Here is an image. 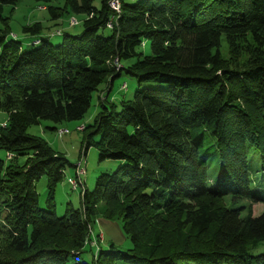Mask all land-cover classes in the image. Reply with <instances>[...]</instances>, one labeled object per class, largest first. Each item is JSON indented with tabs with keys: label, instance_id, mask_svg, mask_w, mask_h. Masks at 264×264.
Wrapping results in <instances>:
<instances>
[{
	"label": "trees",
	"instance_id": "obj_1",
	"mask_svg": "<svg viewBox=\"0 0 264 264\" xmlns=\"http://www.w3.org/2000/svg\"><path fill=\"white\" fill-rule=\"evenodd\" d=\"M20 1L0 0V10ZM32 1L50 20L60 11L83 18L75 35L43 34L40 22L23 27L33 38L27 50L0 31V112L7 115L0 150L8 155L0 160V236L11 252L0 264H264V211L243 217L223 204L226 197L264 203V0H118L119 12L111 0L98 7L96 0H61L62 8ZM54 36L61 44L49 43ZM222 37L230 51L248 55L244 64L224 59ZM145 40L151 52L143 56ZM122 74L139 88L116 105L110 92ZM94 93L98 111L92 124L80 125L81 156L94 147L99 162L121 164L89 191L82 157L67 179L81 189L80 206L67 204L58 217L55 189L70 164L28 129L82 121ZM250 148L259 152L263 182L254 190ZM215 153L218 171L209 181ZM42 177L44 208L35 187ZM98 215L122 219L131 249L98 247L91 230Z\"/></svg>",
	"mask_w": 264,
	"mask_h": 264
},
{
	"label": "rangeland",
	"instance_id": "obj_2",
	"mask_svg": "<svg viewBox=\"0 0 264 264\" xmlns=\"http://www.w3.org/2000/svg\"><path fill=\"white\" fill-rule=\"evenodd\" d=\"M99 0L94 2V6H99ZM52 5L58 8L63 7L61 0H54ZM40 4L33 2L32 0H21L16 6L4 5L0 10V31L7 30V38H13L21 42L24 49L31 48V42L33 38L29 35H26L22 32V28L33 24L35 22H40L45 29L43 34H54L56 32H65L69 34H78L81 31V20L82 16H70L69 14H63L59 20H50L47 10H42ZM59 12V11H58ZM75 18L79 25L71 28L68 26V20L70 18ZM53 23H55L53 25ZM105 35H108L109 32L105 30ZM63 37L54 36V38L49 39V43L52 45L61 44ZM250 41L249 37H246L243 42L239 43V46L242 49H245V45ZM36 46V45H34ZM140 52L143 56L150 55V41L145 40L143 42V47L140 49ZM220 53L224 59H229L232 63H238V65L244 64L248 59V55L240 49H235L230 51L226 45L224 37L221 39ZM231 57H230V54ZM230 57V58H228ZM125 84L126 89L122 90L121 86ZM143 86V85H142ZM141 86V87H142ZM138 84L134 78L126 76L124 74L115 78L113 81V87L110 92V97L113 98L116 105H119L121 100H131L135 91L138 89ZM97 93H94L92 96L91 106L86 114V117L82 121H70L64 122L62 124H53L49 121H40L38 125L32 126L28 129V133L42 138L46 143L58 154L63 155L70 166L64 171V178L61 183H59L55 189L54 194V211L56 216L61 217L65 214L66 205L69 204L73 208L77 209L80 206L79 191L81 189L73 190L72 187L67 182L68 178H74L75 170L74 165L81 163L84 158V165L86 169V174L82 176V181L87 190H92L94 187L95 179L102 173L113 172L117 167L120 166L121 162L113 160H105L102 162L98 161V152L94 147H89L85 153V156H81L83 153V133L81 132L80 125H90L92 124L93 117L98 111L97 106ZM119 110V106L117 108ZM7 122V115L3 112H0V127L4 126ZM65 130V131H64ZM215 148V142L209 137L205 140V148L208 150H213ZM7 154L0 150V160L7 162ZM80 156V157H79ZM83 157V158H82ZM248 163H249V177L251 179V186L254 190L258 185H261L260 176V155L256 149H249L248 151ZM24 158H19L18 162L22 163ZM219 166V161L216 156H212L209 159L207 164V177L209 181H214L217 175ZM78 168L75 165V169ZM36 191L38 193V202L41 208L45 207V191H46V179L42 177L38 182L35 183ZM84 189V188H83ZM260 189V188H259ZM262 194L261 193H258ZM228 208H240L241 215L244 217L248 213L252 216H259L264 211V203L253 202L249 200L240 201L238 203L229 202V198L226 197L223 200ZM114 211L119 210L120 206H111L109 207ZM175 220V219H174ZM172 221L171 224H168V228L172 229L176 227V222ZM167 227V226H166ZM92 236L97 237L99 235L98 247L107 250L108 246L113 245L114 251L126 252V250L131 249L132 244L129 237L124 233L122 219L118 216L115 217H102L98 215L95 219L94 224L92 225ZM1 233V232H0ZM88 247H86L87 249ZM92 249H95L92 248ZM264 250V244L258 252ZM0 255L9 258L11 252H9L5 247V240L0 236ZM84 260H90V253L85 252L82 254Z\"/></svg>",
	"mask_w": 264,
	"mask_h": 264
},
{
	"label": "built area",
	"instance_id": "obj_3",
	"mask_svg": "<svg viewBox=\"0 0 264 264\" xmlns=\"http://www.w3.org/2000/svg\"><path fill=\"white\" fill-rule=\"evenodd\" d=\"M110 7L115 11V12H119V3H118V0H111L110 3H109ZM42 10H44L45 8L44 7H41ZM79 25V22L75 19V18H70L68 20V26L71 27V28H74L76 26ZM59 33V32H57ZM56 33V34H57ZM34 44H37V42H34ZM125 88V86H123ZM122 87V89H124ZM81 129V128H80ZM77 166L79 167V164H77ZM79 171H81L79 169ZM77 172H78V168H77ZM70 185L72 187L73 190L77 189L79 187V185H77L73 180H70Z\"/></svg>",
	"mask_w": 264,
	"mask_h": 264
},
{
	"label": "crops",
	"instance_id": "obj_4",
	"mask_svg": "<svg viewBox=\"0 0 264 264\" xmlns=\"http://www.w3.org/2000/svg\"><path fill=\"white\" fill-rule=\"evenodd\" d=\"M112 87H113V85H112Z\"/></svg>",
	"mask_w": 264,
	"mask_h": 264
}]
</instances>
